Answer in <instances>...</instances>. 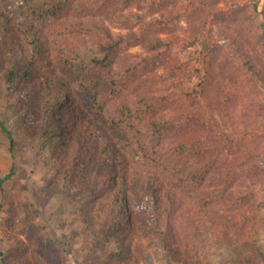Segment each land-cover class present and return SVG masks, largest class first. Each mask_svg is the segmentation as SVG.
I'll return each mask as SVG.
<instances>
[{"label": "trees", "instance_id": "16d2710c", "mask_svg": "<svg viewBox=\"0 0 264 264\" xmlns=\"http://www.w3.org/2000/svg\"><path fill=\"white\" fill-rule=\"evenodd\" d=\"M260 2L42 0L19 18L8 13L12 0H0V79L21 117L42 120L40 142L61 187L87 196L89 251L113 245L102 264L165 253L208 264V250L222 245L251 252L243 264H264L253 254L264 226ZM71 7L83 20L65 28L62 20L56 31ZM177 46L197 47V64L171 63ZM86 48L90 63L78 65ZM12 175L0 177V191ZM37 219L25 207L21 237L0 264H34L31 255L63 264Z\"/></svg>", "mask_w": 264, "mask_h": 264}, {"label": "rangeland", "instance_id": "374dc122", "mask_svg": "<svg viewBox=\"0 0 264 264\" xmlns=\"http://www.w3.org/2000/svg\"><path fill=\"white\" fill-rule=\"evenodd\" d=\"M41 2L42 0H30V3L26 4L25 0H12L8 13L13 17L21 18L26 15L28 7H38ZM72 3L76 7V2L72 1ZM262 3L263 0L259 4L260 10L263 9L264 3L263 5ZM62 15L60 20L54 21L53 28L56 31L62 20L63 23L60 26L63 28L68 24L83 20L79 10L73 7L64 11ZM151 16H156V14ZM184 27L185 23L181 22L179 24L180 34ZM113 29L116 32L124 31L116 25ZM142 51L140 47L128 50L130 53ZM198 51L197 47L185 50L182 46H177L170 54L169 61L174 63L178 60L189 66L196 65ZM92 54L91 49L82 50L77 64L88 66ZM158 73H162V68ZM69 75L72 76L71 73ZM98 86L104 90L107 89L106 83L102 81ZM187 86L192 88L193 83L188 81ZM17 106V100L12 99L4 82L0 79V121L5 124L4 126L11 135L10 139L0 127V177L7 175L10 170L13 172L12 177L3 183L4 192L0 191V257L4 251L13 246L14 236L21 237L19 235L20 221L25 207H28L30 210L37 211V222L42 224L46 233L59 243L62 249L63 264H102L104 258L113 250V245L110 244L101 253L89 251V244L83 237L86 228L82 222L86 212L84 203L87 196L71 195L68 190L61 187V178L57 168L50 163L40 142L42 120L29 112L21 117L16 109ZM259 108L264 115V95L261 97ZM259 214L264 218V208L260 209ZM12 218L15 224L9 222ZM259 239V248L253 254L261 257L264 255V226ZM208 251L206 259L208 264H243L241 259L252 254L242 245H222L216 250L210 248ZM31 258L34 264H46L35 255H31ZM144 264L187 263L183 257L172 258L165 253L150 254V260Z\"/></svg>", "mask_w": 264, "mask_h": 264}, {"label": "water", "instance_id": "95a60500", "mask_svg": "<svg viewBox=\"0 0 264 264\" xmlns=\"http://www.w3.org/2000/svg\"><path fill=\"white\" fill-rule=\"evenodd\" d=\"M263 3H264V0H263ZM263 3H262V5H263ZM263 9L262 10H260L261 11V13H262V15H263V24H264V7H262Z\"/></svg>", "mask_w": 264, "mask_h": 264}, {"label": "bare ground", "instance_id": "6f19581e", "mask_svg": "<svg viewBox=\"0 0 264 264\" xmlns=\"http://www.w3.org/2000/svg\"><path fill=\"white\" fill-rule=\"evenodd\" d=\"M263 7H264V5H263Z\"/></svg>", "mask_w": 264, "mask_h": 264}]
</instances>
